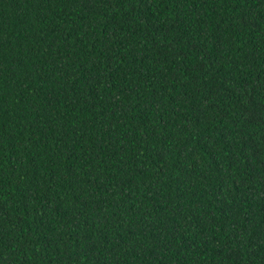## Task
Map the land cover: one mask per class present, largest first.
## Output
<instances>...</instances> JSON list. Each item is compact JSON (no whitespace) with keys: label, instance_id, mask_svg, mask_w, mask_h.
<instances>
[{"label":"trees","instance_id":"obj_1","mask_svg":"<svg viewBox=\"0 0 264 264\" xmlns=\"http://www.w3.org/2000/svg\"><path fill=\"white\" fill-rule=\"evenodd\" d=\"M0 264H264V0H0Z\"/></svg>","mask_w":264,"mask_h":264}]
</instances>
